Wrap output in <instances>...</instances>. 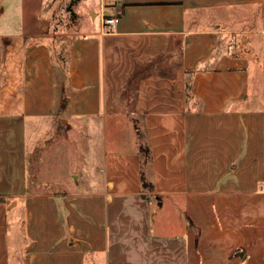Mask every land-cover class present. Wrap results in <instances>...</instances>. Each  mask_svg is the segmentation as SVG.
<instances>
[{
    "label": "crops",
    "instance_id": "0c3cea01",
    "mask_svg": "<svg viewBox=\"0 0 264 264\" xmlns=\"http://www.w3.org/2000/svg\"><path fill=\"white\" fill-rule=\"evenodd\" d=\"M47 1L0 0V264H264V0H79L87 28ZM57 114L91 158L32 193L29 131Z\"/></svg>",
    "mask_w": 264,
    "mask_h": 264
},
{
    "label": "rangeland",
    "instance_id": "374dc122",
    "mask_svg": "<svg viewBox=\"0 0 264 264\" xmlns=\"http://www.w3.org/2000/svg\"><path fill=\"white\" fill-rule=\"evenodd\" d=\"M71 1L55 0V26H72L76 18L75 12L79 14V21L83 28L100 25L102 12L98 3L96 8L88 10L81 7L79 1L72 5ZM69 6L72 7L71 10ZM126 91L132 94L135 92L132 86H128ZM66 123V117L57 114L54 121L43 122V128L41 127L36 134L35 131H29L28 189L30 192L36 194L64 193V190L73 186V178L71 177L73 171L79 172L84 177L91 158V143L85 135L79 138L77 133L69 132L68 136L65 128ZM50 124V129L44 128ZM153 211L156 212L154 204ZM169 212L168 208L157 211L154 218H160ZM17 220L20 221V225L16 224ZM26 221L25 209H14L9 214L7 248L11 262H14L15 235L18 237L24 232L22 225H25L26 229Z\"/></svg>",
    "mask_w": 264,
    "mask_h": 264
},
{
    "label": "trees",
    "instance_id": "16d2710c",
    "mask_svg": "<svg viewBox=\"0 0 264 264\" xmlns=\"http://www.w3.org/2000/svg\"><path fill=\"white\" fill-rule=\"evenodd\" d=\"M79 0H72L71 5L77 3ZM71 6H69V9L71 10ZM156 60H153L151 62H146L143 64H137L135 71L131 77V79L128 81V85L132 87H137L139 84L140 79L148 75L152 69L155 67ZM141 153L143 156V166L141 170V182L142 187L144 191H153V183L147 178L145 173V166L148 164V162L151 159V153L149 145L142 144L141 145Z\"/></svg>",
    "mask_w": 264,
    "mask_h": 264
},
{
    "label": "built area",
    "instance_id": "2783aa9c",
    "mask_svg": "<svg viewBox=\"0 0 264 264\" xmlns=\"http://www.w3.org/2000/svg\"><path fill=\"white\" fill-rule=\"evenodd\" d=\"M117 18L112 16H105L103 18V26H110L111 29H115Z\"/></svg>",
    "mask_w": 264,
    "mask_h": 264
}]
</instances>
